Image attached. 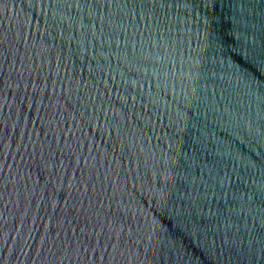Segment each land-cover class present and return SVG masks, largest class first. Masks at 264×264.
I'll return each instance as SVG.
<instances>
[{"label":"water","instance_id":"obj_1","mask_svg":"<svg viewBox=\"0 0 264 264\" xmlns=\"http://www.w3.org/2000/svg\"><path fill=\"white\" fill-rule=\"evenodd\" d=\"M0 264H264V0H0Z\"/></svg>","mask_w":264,"mask_h":264}]
</instances>
